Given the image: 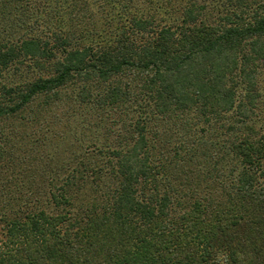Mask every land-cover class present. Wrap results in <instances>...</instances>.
Returning a JSON list of instances; mask_svg holds the SVG:
<instances>
[{
  "label": "trees",
  "instance_id": "1",
  "mask_svg": "<svg viewBox=\"0 0 264 264\" xmlns=\"http://www.w3.org/2000/svg\"><path fill=\"white\" fill-rule=\"evenodd\" d=\"M0 264H264V0H0Z\"/></svg>",
  "mask_w": 264,
  "mask_h": 264
},
{
  "label": "rangeland",
  "instance_id": "2",
  "mask_svg": "<svg viewBox=\"0 0 264 264\" xmlns=\"http://www.w3.org/2000/svg\"><path fill=\"white\" fill-rule=\"evenodd\" d=\"M70 95V93L69 92H67V95L66 96H69ZM66 108L68 107V104H66L65 103V105H64Z\"/></svg>",
  "mask_w": 264,
  "mask_h": 264
}]
</instances>
